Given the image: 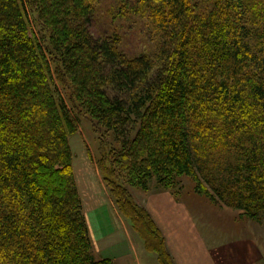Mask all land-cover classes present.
Returning <instances> with one entry per match:
<instances>
[{"label":"trees","instance_id":"trees-1","mask_svg":"<svg viewBox=\"0 0 264 264\" xmlns=\"http://www.w3.org/2000/svg\"><path fill=\"white\" fill-rule=\"evenodd\" d=\"M96 1L0 0V264H115L93 252L75 111L113 137L104 178L162 264L165 241L126 185L180 191L187 177L264 219V0H136L154 56L93 33Z\"/></svg>","mask_w":264,"mask_h":264},{"label":"rangeland","instance_id":"rangeland-1","mask_svg":"<svg viewBox=\"0 0 264 264\" xmlns=\"http://www.w3.org/2000/svg\"><path fill=\"white\" fill-rule=\"evenodd\" d=\"M135 1L97 0L91 31L96 35H117L120 39V48L129 55L142 53L154 56L158 50L159 37L153 33L152 27L140 12H132L130 6H133ZM37 31L33 22L32 32ZM74 116L78 120V130L70 135L73 165L95 256L112 258L115 264H139L138 260H142L143 253L149 255L157 264L156 253L146 249L143 238L132 225L125 209L121 208L110 183L104 178V171L99 162L100 148L103 146L107 151L114 146L113 137L104 130H98L89 116L82 114L79 117L76 111ZM183 183L180 191L161 187L155 180L148 189L125 184L134 202L148 211L165 242L184 241L181 237L186 227L188 213L183 202L195 209L203 200L207 205L217 207V210L232 211L235 225L241 226L237 228H243L251 223L249 221H254L242 218L239 210L214 204L196 193L194 182L190 178H184Z\"/></svg>","mask_w":264,"mask_h":264},{"label":"crops","instance_id":"crops-1","mask_svg":"<svg viewBox=\"0 0 264 264\" xmlns=\"http://www.w3.org/2000/svg\"><path fill=\"white\" fill-rule=\"evenodd\" d=\"M200 202L195 209L183 202L188 213L184 241L165 242L173 264H264V219L237 228L232 211ZM142 255L139 264H155ZM156 262L162 264L159 257Z\"/></svg>","mask_w":264,"mask_h":264}]
</instances>
